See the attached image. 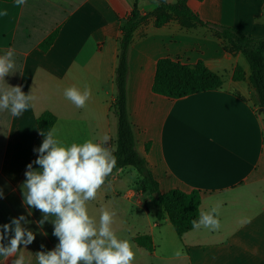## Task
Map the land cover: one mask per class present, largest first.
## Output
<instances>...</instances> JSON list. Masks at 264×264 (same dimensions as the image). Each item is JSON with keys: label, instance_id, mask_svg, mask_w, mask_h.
I'll use <instances>...</instances> for the list:
<instances>
[{"label": "crops", "instance_id": "obj_1", "mask_svg": "<svg viewBox=\"0 0 264 264\" xmlns=\"http://www.w3.org/2000/svg\"><path fill=\"white\" fill-rule=\"evenodd\" d=\"M136 1L141 21L128 50L126 84L136 150L162 193L200 191L199 213L219 205L221 226L178 236L167 218L157 223L152 198L141 192L132 167L105 182L88 203L89 214L98 223L101 209L116 213L113 228L118 238L132 243L134 264H264V115L254 104L249 65L205 27H185L175 18L157 27L153 0H27L20 7L15 0H0V11H8L0 16V55L14 49L17 65L5 82L34 97L19 117L0 113V224L20 215L33 221L26 227L34 231L35 241L21 246L27 264H37L34 255L41 245L47 251L58 243L52 223L38 228L34 222L41 213L23 203L26 166L37 158L33 149L43 140L36 120L51 113L52 128L65 145L100 142L105 135L108 142L115 140L111 105L118 39ZM188 6L204 22L264 37V0H188ZM54 32L52 45L43 51L40 44ZM161 58L188 67L201 63L223 84L178 99L155 94L152 83ZM236 67L243 70L241 81L233 80ZM71 86L91 89L84 108L65 98ZM137 236H149L153 249L137 245ZM178 249L181 257L175 256ZM11 259L0 257V264H11Z\"/></svg>", "mask_w": 264, "mask_h": 264}, {"label": "clouds", "instance_id": "obj_2", "mask_svg": "<svg viewBox=\"0 0 264 264\" xmlns=\"http://www.w3.org/2000/svg\"><path fill=\"white\" fill-rule=\"evenodd\" d=\"M27 0H15L17 7ZM158 6V0H157ZM7 9L0 16H7ZM15 50L0 55V113L7 112L19 117L31 106L32 94H25L22 86H9L5 77L17 72ZM64 96L77 108H84L91 97V89L81 91L76 86L64 90ZM42 143L33 151L37 158L26 166L22 184L23 203L29 209L41 213L35 221L42 229L45 222L53 225V235L58 243L51 250L35 253L37 264H134L136 253L128 239H120L113 228L116 213L101 209L99 222L90 216L88 203L97 198L107 178L117 165V157L107 147L110 137L105 135L100 142L88 139L83 143L65 145L57 138L56 129L41 131ZM38 165L34 169L33 165ZM4 198L0 189V199ZM31 215V212H29ZM219 205L210 211L200 212L191 221L193 229L205 228L217 231L220 228ZM33 223L26 216L14 217L9 223L0 224V257L11 264H27L21 251L35 241L36 235L26 225ZM46 234V233H45ZM184 255L182 249L176 257Z\"/></svg>", "mask_w": 264, "mask_h": 264}, {"label": "trees", "instance_id": "obj_3", "mask_svg": "<svg viewBox=\"0 0 264 264\" xmlns=\"http://www.w3.org/2000/svg\"><path fill=\"white\" fill-rule=\"evenodd\" d=\"M153 1L157 4V0ZM171 18L179 20L185 27L199 25L209 29L223 40L227 51L241 53L245 57L251 72L249 82L254 89V104L258 113L262 114V109H264V37L253 38L231 27L204 22L188 6V0H174L173 2L158 0L155 25L160 27ZM140 21L138 1H136L134 8L120 26L121 35L118 39L114 77L115 95L111 105L112 112L117 119V134L115 140L107 144V147L111 148L117 157V165L106 181L119 170L127 167L134 168L140 177L141 192L148 193L152 198L157 223L167 218L176 234L182 236L193 229L191 221L199 217L201 193L198 190L184 192L178 189L162 193L159 190L158 181L149 169L146 159L136 150L135 136L127 112V57L133 33ZM56 34L57 32H54L40 44L43 51L49 49ZM243 79V70L236 67L233 80L241 81ZM222 84L221 77L201 63L195 67H188L181 64L177 59L161 58L156 63L152 92L171 99H178L187 95L218 89ZM54 123L55 117L48 112L41 114L36 120L39 133L41 131L47 132ZM41 138L44 139L43 136ZM147 149L148 146H146ZM154 193L157 194L156 198L152 196ZM134 242L149 251L153 249L149 236H137L134 238Z\"/></svg>", "mask_w": 264, "mask_h": 264}, {"label": "water", "instance_id": "obj_4", "mask_svg": "<svg viewBox=\"0 0 264 264\" xmlns=\"http://www.w3.org/2000/svg\"><path fill=\"white\" fill-rule=\"evenodd\" d=\"M262 114H264V109H262ZM152 196H153L154 198H156V197H157V194L154 193Z\"/></svg>", "mask_w": 264, "mask_h": 264}]
</instances>
